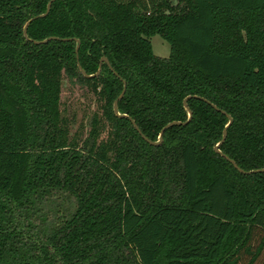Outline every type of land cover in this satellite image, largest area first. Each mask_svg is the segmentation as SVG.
Here are the masks:
<instances>
[{
  "label": "trees",
  "instance_id": "obj_1",
  "mask_svg": "<svg viewBox=\"0 0 264 264\" xmlns=\"http://www.w3.org/2000/svg\"><path fill=\"white\" fill-rule=\"evenodd\" d=\"M48 1L0 0V264H264V170L213 148L264 167V0ZM123 80L148 138L190 119L149 143Z\"/></svg>",
  "mask_w": 264,
  "mask_h": 264
},
{
  "label": "rangeland",
  "instance_id": "obj_2",
  "mask_svg": "<svg viewBox=\"0 0 264 264\" xmlns=\"http://www.w3.org/2000/svg\"><path fill=\"white\" fill-rule=\"evenodd\" d=\"M175 4L177 0H169ZM155 54L160 56H168L170 45L158 33L149 37ZM61 112L69 122L70 133L81 134L85 137L91 126L90 121L94 113L99 115V107L97 99L89 87L81 84L74 79L63 76L61 84ZM107 129H103L101 136H105Z\"/></svg>",
  "mask_w": 264,
  "mask_h": 264
},
{
  "label": "water",
  "instance_id": "obj_3",
  "mask_svg": "<svg viewBox=\"0 0 264 264\" xmlns=\"http://www.w3.org/2000/svg\"><path fill=\"white\" fill-rule=\"evenodd\" d=\"M51 1L52 0H49L48 1V3H47V6H46V10L44 11V12H42V13H40V14H38V15H44V14H46L47 13V11H48V9H49V7H50V4H51ZM33 17H31L30 19H28L27 21H26V23H25V25H24V27H23V33H24V35L26 36V26H27V24H28V22L32 19ZM57 36H48V37H46V38H44V39H42V40H34L35 42H43V41H46V40H48V39H50V38H56ZM73 39H75V41H76V46H75V51L77 52V50H78V46H79V39L78 38H75V37H72ZM106 62L107 63V65L114 71V73L115 74H117L118 75V73L113 69V67L111 66V64H110V62H109V60L107 59V57L106 56H102L101 58H100V61H99V66H98V69L96 70V72H94V73H86L85 71H84V69L82 68V66L78 63V65H79V68H80V70L82 71V73L84 74V75H86V76H93V75H96V74H98L99 73V71H100V69H101V64H102V62ZM125 87H126V82H125V80H123V88H122V90L120 91V93L118 94V96L116 97V99L114 100V102H113V110H114V112L117 114V115H119V116H128L126 113H120L119 112V110H118V99L123 95V93H124V91H125ZM189 97V95L188 96H186L184 99H183V103H184V106L187 108V110H188V118L185 120V121H180V120H172V121H169V122H167L162 128H161V130H160V132H159V135H158V139L157 140H152V139H150V138H148L144 133H142V131L140 130V128L138 127V125L136 124V122H135V120L132 118V117H130V116H128L129 117V119L131 120V122H132V124H133V126L136 128V130L141 134V136L144 138V139H146L149 143H151V144H158L159 142H161V140H162V136H163V132H164V130H165V128H167L168 126H170V125H172V124H179V123H186L189 119H190V117H191V110L188 108V106H187V102H186V100H187V98ZM213 106H215L214 104H212ZM216 107V106H215ZM228 115V118H229V121H228V123L231 121V116L229 115V114H227ZM227 123V124H228ZM225 136H226V128H224L223 129V133H222V137H221V139L218 141V142H216L215 144H214V146H213V148L217 151V152H219L220 154H222V155H224L227 159H229L240 171H243V172H253V171H261V170H264V167H261V168H253V169H249V170H244V169H242V168H240V167H238L237 166V164L234 162V160L233 159H231L230 157H228L224 152H222L221 150H220V148H219V145L222 143V141L225 139Z\"/></svg>",
  "mask_w": 264,
  "mask_h": 264
}]
</instances>
